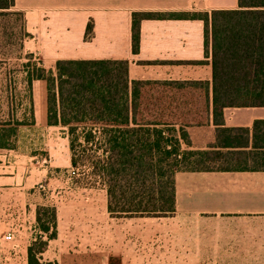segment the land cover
I'll list each match as a JSON object with an SVG mask.
<instances>
[{
	"label": "crops",
	"instance_id": "crops-1",
	"mask_svg": "<svg viewBox=\"0 0 264 264\" xmlns=\"http://www.w3.org/2000/svg\"><path fill=\"white\" fill-rule=\"evenodd\" d=\"M13 9L23 14L31 34L25 48L48 72L59 61H128L131 84L208 85L206 123L185 128L189 144L181 141V149L232 153L244 161L243 168L177 172L174 214L147 219L165 220L160 234L181 253L196 257L194 264H264V130H253L264 121V107L225 108L220 122H214L212 70L198 19L143 20L139 51H133L135 13L236 11L238 0H15ZM90 23L94 33L88 38ZM28 86L29 71L18 88H0V108L8 109L0 114L6 119L0 124V224H13L19 204L37 223V207L50 205L56 211V237L49 239L35 222L34 234H24L15 245L0 232V264H14L19 253L29 264V250L38 239L48 242L40 264H111L112 256L120 258L119 264H138L144 217L112 216L105 189L75 182L67 128L49 124L48 83L35 79ZM14 126L18 134L7 135ZM220 128L248 130L234 141L247 146L212 148ZM30 129L37 135L22 134ZM29 145L49 157V163L42 160L44 183L38 188L15 182L20 173L6 170L14 157L29 152ZM37 196L41 203L34 205Z\"/></svg>",
	"mask_w": 264,
	"mask_h": 264
},
{
	"label": "trees",
	"instance_id": "trees-1",
	"mask_svg": "<svg viewBox=\"0 0 264 264\" xmlns=\"http://www.w3.org/2000/svg\"><path fill=\"white\" fill-rule=\"evenodd\" d=\"M15 0H0L6 15ZM236 11L198 14L135 13L133 51L140 46L143 20L198 19L204 24V50L212 70L214 122L223 109L264 107V0H238ZM22 14V13H21ZM23 15V14H22ZM94 33L93 24L87 37ZM128 61H59L55 71H29V85L45 80L49 91V124L67 128L72 168L88 167L92 186L106 189L114 217H166L175 212L174 176L180 171H210L208 162L242 169V159L221 151H183L189 144L186 127L203 125L209 109L205 83H130ZM35 72V74H34ZM264 130V121L253 130ZM246 129L220 128L212 148L243 147ZM44 223L49 239L56 237V211ZM29 250V264H40Z\"/></svg>",
	"mask_w": 264,
	"mask_h": 264
},
{
	"label": "rangeland",
	"instance_id": "rangeland-1",
	"mask_svg": "<svg viewBox=\"0 0 264 264\" xmlns=\"http://www.w3.org/2000/svg\"><path fill=\"white\" fill-rule=\"evenodd\" d=\"M30 39L31 34L27 32L26 19L21 13L12 9L6 15H0V88H18L21 82L24 84V77L28 71H35V69L37 70L41 67L39 57L31 54L29 47H27V49L25 48L24 43L26 41H30ZM28 87L30 88V85ZM5 111H8V109L4 110L3 108H0L1 115ZM29 113V124L31 125L33 122V113L31 111ZM3 120L6 119L0 117L1 125ZM9 130L10 128H7V135L18 134V128L16 126L12 127L10 132ZM22 134L37 135V133L32 131V129H30L29 132L23 131ZM29 146V152L23 154V157H14L11 168H7L6 170L20 173V177H18L15 182L34 185L38 188L44 183V180H42V160L47 159L49 163V157L46 152H42L40 150H37L36 152H34V150L32 151V149H37V146ZM45 164L47 165L46 162ZM204 166L212 169L226 167L225 164L214 161H210ZM89 171L88 167H83L76 171L72 170L71 175L76 183L87 185L90 188H97L98 190L102 189L103 187L100 186H92V179L89 175ZM19 199L22 198L20 197ZM35 199L36 202H33L32 200V204L35 205L41 203L39 196ZM19 205L20 206L13 209V224H0V232L5 233L6 235L11 234L14 236V240L12 242L13 245H15L19 241V237L24 234H34L35 229L33 226L36 224L39 230L42 231L39 223L35 222V215L32 212L30 213L27 211L25 208H22V204ZM37 208V212L38 210H41V218L43 222H49L51 214L49 211L54 208L50 205L48 207L38 206ZM147 218L148 217H144L139 220L141 223V243L139 247L140 255L138 264H194L196 262V257L187 256L186 254L181 253L179 248L172 246L168 236L165 237L163 232L160 234L158 229H161L162 231L165 229L163 226L165 220H149ZM34 222L36 224H34ZM44 241V239H38L37 242L34 243L33 248L35 252L40 250ZM119 261V257H111V264H119ZM25 263L26 260L23 258L21 253L14 257V264ZM128 264L131 263L128 262Z\"/></svg>",
	"mask_w": 264,
	"mask_h": 264
},
{
	"label": "built area",
	"instance_id": "built-area-1",
	"mask_svg": "<svg viewBox=\"0 0 264 264\" xmlns=\"http://www.w3.org/2000/svg\"><path fill=\"white\" fill-rule=\"evenodd\" d=\"M6 240L7 241H13L14 240V236L9 234V235L6 236Z\"/></svg>",
	"mask_w": 264,
	"mask_h": 264
}]
</instances>
